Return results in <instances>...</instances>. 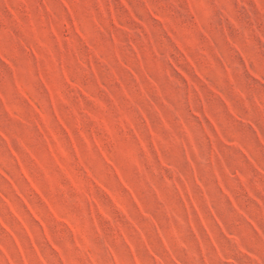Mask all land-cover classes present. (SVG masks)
<instances>
[{
    "label": "clouds",
    "instance_id": "clouds-1",
    "mask_svg": "<svg viewBox=\"0 0 264 264\" xmlns=\"http://www.w3.org/2000/svg\"><path fill=\"white\" fill-rule=\"evenodd\" d=\"M262 54L264 0H0V264H264Z\"/></svg>",
    "mask_w": 264,
    "mask_h": 264
},
{
    "label": "rangeland",
    "instance_id": "rangeland-1",
    "mask_svg": "<svg viewBox=\"0 0 264 264\" xmlns=\"http://www.w3.org/2000/svg\"><path fill=\"white\" fill-rule=\"evenodd\" d=\"M233 5L235 7V0H233ZM118 11H121V10L118 9ZM121 15L122 16L123 15H126V13H124L123 11H121ZM237 19L242 24H244L246 27H251V25H250V23L248 21V17L246 16V14L242 10L237 9ZM217 23L220 24L221 22L220 21H217ZM220 31H221V36H222L223 35L222 29H220ZM232 35H233V38H235V33L234 32L232 33ZM60 39H61V42H63V37L62 36L60 37ZM81 52H82V54H86V51L83 48H81ZM57 55H59V51L58 50H57ZM261 59L264 60V54L261 55ZM178 70L181 71L182 74L186 75L185 73H183V70L182 69H179L178 68ZM80 80H81V83L84 86L87 87L89 85V80H88L87 77L81 76L80 77ZM189 80H190V78H189ZM46 83H47V81H46ZM242 84H243L244 87H246L250 91H256V92L259 91L258 89H256L254 87L253 84H251V83L248 82V78H247V74L246 73H245L244 77H242ZM50 93L53 96V101H54V104H55L56 103V98H55V91H54V89H51L50 88ZM73 102L75 103V100L74 99H73ZM18 103H22V102L21 101H18ZM57 113H58V116H59L58 110H57ZM196 114L198 116H200L201 119L204 118V114H201V113H196ZM209 118L211 119L210 114H209ZM0 121H5V126H9L7 124V121H6V117L5 116L0 115ZM212 123L215 124V121L213 120ZM42 131H44L45 137L48 140L49 148H51V150H52V152H53V154L55 156V159L62 164L63 161L61 160L60 153L57 150L56 146L53 144V135L54 134L53 135H49V133L46 130H44L43 127H42ZM68 132H69V135L72 136L73 141L75 142V133L72 131V129H68ZM40 147H42V146H39L38 145V150H40ZM76 147H77V150H79L78 143H76ZM101 147H103V146L101 145ZM185 200H187V197H185ZM28 206L31 207L30 203L28 204ZM197 210H199L198 209V206H197ZM205 224H206V221H205ZM225 247H227L229 249V251H232L231 248H230V245L227 242H225ZM232 255L239 262V264H244L243 259L241 257H239L238 255H236L235 252H232Z\"/></svg>",
    "mask_w": 264,
    "mask_h": 264
}]
</instances>
